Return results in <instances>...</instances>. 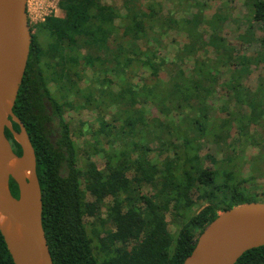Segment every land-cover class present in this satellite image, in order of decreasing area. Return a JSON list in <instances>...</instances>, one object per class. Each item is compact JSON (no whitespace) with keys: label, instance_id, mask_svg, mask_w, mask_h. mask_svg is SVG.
Returning a JSON list of instances; mask_svg holds the SVG:
<instances>
[{"label":"trees","instance_id":"obj_1","mask_svg":"<svg viewBox=\"0 0 264 264\" xmlns=\"http://www.w3.org/2000/svg\"><path fill=\"white\" fill-rule=\"evenodd\" d=\"M123 5L124 18L130 23L123 26L125 21L121 26L124 31L120 33V27L115 24L118 15L104 0H58L65 15L45 17L41 26L47 39L42 42L38 34L32 33L13 112L24 124L35 151L42 221L53 264H182L198 235L219 212L245 202L264 201L255 194L242 192L240 185L245 180L236 178L233 172L202 166L196 151V141L206 136L207 141L223 152L225 161L230 154L222 147L235 149L234 145L241 142L259 145L254 133L246 134L244 139L237 137L231 143L227 141L233 125L240 131L247 130L248 124L243 123L247 116L238 108L235 111L227 108V100L220 109L215 107L222 115L214 116L212 95L216 88L213 85L219 70L211 60L194 62L192 69H184L181 63L172 61L177 70L173 75L174 91L169 96L175 116L168 114L171 120L168 119L167 131L165 126L148 128L150 111L144 104L160 103L161 96L152 90L136 91L130 80L143 69L157 77L168 61L152 45L141 49L137 43L157 25L153 5H148L147 13L135 4ZM247 6L255 21L264 22V0H249ZM154 33L159 31L151 32L156 39ZM149 40L153 42L152 38ZM211 44L220 50L229 47L215 31ZM87 71L90 77L86 76ZM85 79L95 83L88 86L92 90L88 96L77 86ZM49 83L64 94L71 91L78 97L81 93L84 102L80 108H97V97L109 96L111 105L118 108L114 120L123 123L114 134L115 140L130 138L131 143L130 150L112 149L111 154H120L126 162H129L128 154H135L132 177L109 161L103 170H97L92 164L85 169L78 166L76 146L63 114L66 107H77L72 101L57 99ZM224 89L231 91V99L235 97L243 102L239 81ZM258 94L264 96V78L258 92L253 94V105L258 103ZM249 120L252 123L251 117ZM97 122L103 134H111L109 122L102 118ZM12 127L19 130L15 122ZM5 133L14 152L20 156L22 151L13 135L9 130ZM152 136L156 139L154 149L150 147ZM165 136L171 137L170 140H164ZM161 155L164 157L159 160ZM211 161L217 164L214 158ZM220 178L222 182L218 181ZM9 186L11 193L18 197L14 180H9ZM141 189L152 193L143 194ZM106 197H111V202L106 205L104 222L101 221L105 227L90 235L84 217L96 218ZM182 205L188 208L200 205V208L180 225L174 239L166 217L169 213L178 215ZM0 264H14L1 233ZM235 264H264V246L247 250Z\"/></svg>","mask_w":264,"mask_h":264},{"label":"rangeland","instance_id":"obj_2","mask_svg":"<svg viewBox=\"0 0 264 264\" xmlns=\"http://www.w3.org/2000/svg\"><path fill=\"white\" fill-rule=\"evenodd\" d=\"M104 1L109 3L118 15L115 19L116 26L120 27L118 33L124 31L121 26L125 21L123 26L130 23L128 19L124 18L126 9L123 3L135 4L145 13L148 12V5L151 4L157 12V25L154 24L155 27L148 32L146 38L139 40L137 43L141 49H145L149 45L156 48V53L167 59V66L162 67L157 77L152 76L150 71L143 69L131 77L130 80L136 91L152 90L161 96L160 100L162 102L160 103L149 101L144 104L145 108L150 111L147 115V124L150 130L165 126V131H167L170 125L169 118H167L168 114L169 117L175 116L173 104L170 105L172 97L169 96L174 91L172 86L174 83L173 75L177 70L173 63L175 60L181 63L184 69H192L194 62L202 60H211L212 63L217 65L219 74L215 85H213L216 92L212 95L214 116L217 118L221 114L218 109L221 108L224 100L228 101L227 108L233 111L238 108L239 112L247 116L243 119V123L248 124L247 130L240 131L236 125H233L230 128L227 141L231 143L237 137L244 139L246 134L252 135L254 133L259 138V145L254 146L241 142V144L234 145L235 149L222 147L224 152L230 154L229 160L225 161L223 152L207 141L208 137L206 136L196 141V151L201 159L202 166L217 171L219 168V170L224 169L226 172H233L236 178L245 180L240 185L242 192L255 194L257 198L264 199V96L258 94V103L255 105H253V102L251 103L253 94L255 95L258 92V85L264 78V22L255 21L251 17L247 6L249 0ZM27 14L31 33L38 34L42 42L47 39V34L41 26L45 17L48 15L64 17L65 15L58 6V0H28ZM212 19L213 24L211 23ZM153 30L159 31V34L154 33L156 39L151 34ZM213 31L222 37L227 45L229 44L228 48L220 50V48L218 49L217 46L211 44ZM149 38H152L153 42H150ZM186 46H188V49ZM86 76L90 77L89 71L86 72ZM236 81L240 83L242 91L239 96L243 102L236 100L235 97L231 99V91H225L224 89ZM94 84L85 79L80 80L77 86L85 96H88V93H92L88 86ZM97 85L101 87L99 82H96ZM49 88L57 99L72 101L77 107L76 109L66 107L63 114L76 146L78 166L85 169L92 164L97 170H103L109 161L113 167H120L129 178L132 177L134 167L131 163L135 154H128L130 156L129 162L123 161L125 157L120 154H111L112 149H129L131 143L130 138L122 139L120 142L115 140L114 134L123 123L122 121H115L118 108L111 105L109 96L101 94L100 97H97V108H80V105L84 102L80 97L81 93L78 97L71 91L69 94H64L53 83H49ZM111 90L114 92L116 87L114 86ZM244 91L247 92L244 93ZM176 94L178 95V93ZM140 100L142 101L143 98H140ZM238 102L241 104L239 105ZM215 107L218 108L217 111ZM164 108L166 110L163 111ZM167 108L169 109L167 110ZM250 117L252 123H249ZM99 118L110 123V135L101 132L97 122ZM172 125L175 126L173 122ZM178 131V134H181L182 130L178 128ZM243 133L245 134L242 135ZM150 138L152 139L150 147L154 149L156 145L154 140L156 139H153V136ZM170 138L165 136L164 140H170ZM152 155L153 158H156L154 153ZM108 156H111V158L108 159ZM163 157L161 155L158 159L162 160ZM212 158L216 160L217 164H213ZM218 181L222 182V179L220 178ZM141 192L143 194L152 193L147 189H141ZM87 198L90 199V196L87 195ZM191 200H195L194 195L191 196ZM110 202L111 197L104 199V204L96 218L84 217L90 235H93L94 231L105 227L102 226L101 221L104 222L105 220L106 205ZM199 208L200 205H193L190 208L182 205L177 211L178 215L175 213L167 214L168 229L174 239L180 225Z\"/></svg>","mask_w":264,"mask_h":264},{"label":"water","instance_id":"obj_3","mask_svg":"<svg viewBox=\"0 0 264 264\" xmlns=\"http://www.w3.org/2000/svg\"><path fill=\"white\" fill-rule=\"evenodd\" d=\"M32 42L27 0H0V226L14 264H53L42 221V197L36 170V156L24 124L14 114L19 87L25 72ZM12 122L19 126L15 131ZM9 130L20 146L18 156L5 131ZM22 161L26 178L11 160ZM12 179L18 197L10 190ZM12 219L28 231L27 237L12 244L5 233ZM264 246V201H250L223 210L198 235L182 264H235L247 250Z\"/></svg>","mask_w":264,"mask_h":264},{"label":"bare ground","instance_id":"obj_4","mask_svg":"<svg viewBox=\"0 0 264 264\" xmlns=\"http://www.w3.org/2000/svg\"><path fill=\"white\" fill-rule=\"evenodd\" d=\"M11 163L18 166L19 167V174L23 178H26L28 172L21 167L22 161L17 160V159H13V160H11ZM0 185L3 187L5 186L4 183H0ZM3 222H4V218H3L2 214L0 213V226L3 224ZM5 233H6L8 240L12 244H18L19 242L24 240L28 235V231L25 228H23L20 224L15 223L12 219H9L7 221L6 227H5Z\"/></svg>","mask_w":264,"mask_h":264},{"label":"crops","instance_id":"obj_5","mask_svg":"<svg viewBox=\"0 0 264 264\" xmlns=\"http://www.w3.org/2000/svg\"><path fill=\"white\" fill-rule=\"evenodd\" d=\"M28 1V0H27Z\"/></svg>","mask_w":264,"mask_h":264}]
</instances>
